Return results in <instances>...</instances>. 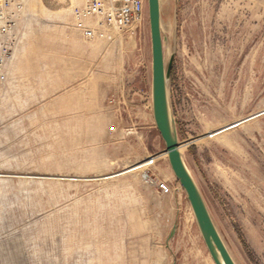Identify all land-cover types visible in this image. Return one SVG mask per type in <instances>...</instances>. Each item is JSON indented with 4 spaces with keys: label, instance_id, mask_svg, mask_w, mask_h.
Listing matches in <instances>:
<instances>
[{
    "label": "rangeland",
    "instance_id": "obj_1",
    "mask_svg": "<svg viewBox=\"0 0 264 264\" xmlns=\"http://www.w3.org/2000/svg\"><path fill=\"white\" fill-rule=\"evenodd\" d=\"M159 3L182 160L234 263L264 264V0ZM80 5H0V264H215L155 126L147 4L90 40Z\"/></svg>",
    "mask_w": 264,
    "mask_h": 264
},
{
    "label": "water",
    "instance_id": "obj_2",
    "mask_svg": "<svg viewBox=\"0 0 264 264\" xmlns=\"http://www.w3.org/2000/svg\"><path fill=\"white\" fill-rule=\"evenodd\" d=\"M147 9L151 40L152 113L156 129L165 144V154L172 172L186 193L213 262L215 264H235L214 226L198 186L182 160L168 96V83L174 56L171 55L168 62H165L160 31L159 0H147Z\"/></svg>",
    "mask_w": 264,
    "mask_h": 264
},
{
    "label": "built area",
    "instance_id": "obj_3",
    "mask_svg": "<svg viewBox=\"0 0 264 264\" xmlns=\"http://www.w3.org/2000/svg\"><path fill=\"white\" fill-rule=\"evenodd\" d=\"M14 1L0 0V5H8ZM146 4L147 0H82V5L75 7L72 15L82 38L90 40L105 36L107 29L120 32L132 24L139 25L145 16ZM143 178H149V175L145 173ZM156 185L160 192H170L166 182L158 181Z\"/></svg>",
    "mask_w": 264,
    "mask_h": 264
},
{
    "label": "bare ground",
    "instance_id": "obj_4",
    "mask_svg": "<svg viewBox=\"0 0 264 264\" xmlns=\"http://www.w3.org/2000/svg\"><path fill=\"white\" fill-rule=\"evenodd\" d=\"M166 26H167V25H166ZM185 145H186V144H185ZM179 150H180V153H181V152H182V151H181V147L179 148ZM165 155H166V154H165Z\"/></svg>",
    "mask_w": 264,
    "mask_h": 264
}]
</instances>
